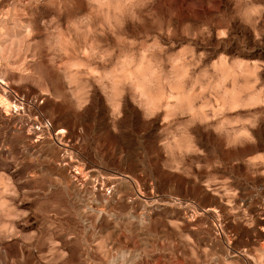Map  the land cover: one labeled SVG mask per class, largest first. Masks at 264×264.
Masks as SVG:
<instances>
[{
  "label": "rangeland",
  "instance_id": "rangeland-1",
  "mask_svg": "<svg viewBox=\"0 0 264 264\" xmlns=\"http://www.w3.org/2000/svg\"><path fill=\"white\" fill-rule=\"evenodd\" d=\"M0 264H264V0H0Z\"/></svg>",
  "mask_w": 264,
  "mask_h": 264
}]
</instances>
